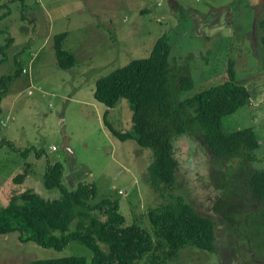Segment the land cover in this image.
Here are the masks:
<instances>
[{
	"label": "rangeland",
	"instance_id": "1",
	"mask_svg": "<svg viewBox=\"0 0 264 264\" xmlns=\"http://www.w3.org/2000/svg\"><path fill=\"white\" fill-rule=\"evenodd\" d=\"M236 1L0 0V17L9 12L0 18V79L15 72L16 59L25 70L0 102V207L13 193L27 190L58 199L60 192L46 188L44 176L50 164L61 162L68 190L93 185L92 204L118 203L126 226L136 224L154 240L148 211L160 207L169 193L185 197L216 222L214 251L188 246L170 264H264V219L248 218L240 225L234 221L239 208L249 203L246 173L251 165L255 171L264 169V48L257 42L264 34V5L256 18L248 0L235 7ZM62 33L68 34L64 49L76 58L68 71L59 67L55 54L54 39ZM164 35L178 67L188 68L196 83V91L182 97L211 87L209 78L223 73L230 59L239 62V79L252 98L224 125L231 131L252 128L261 144L255 162L244 164L238 157L220 163L198 138L175 140L177 181L166 198L147 181L152 151L136 140L120 141L105 124L109 111L108 121L117 131H132L130 103L121 100L108 110L94 96L100 78L148 58ZM10 37L13 43L4 48ZM24 173L23 184L15 183ZM19 237L18 232L0 235V264L67 257L92 261L93 252L77 241L58 251ZM139 263L150 264L148 257Z\"/></svg>",
	"mask_w": 264,
	"mask_h": 264
},
{
	"label": "trees",
	"instance_id": "2",
	"mask_svg": "<svg viewBox=\"0 0 264 264\" xmlns=\"http://www.w3.org/2000/svg\"><path fill=\"white\" fill-rule=\"evenodd\" d=\"M240 1L237 0L234 6ZM260 26L264 31V20ZM2 34L4 32L0 31ZM67 36V33L57 35L54 45L59 67L68 71L75 67L76 58L64 49ZM249 39L252 41L251 36ZM260 40H257L259 47L264 48V34ZM12 43L10 37L4 48ZM172 51L169 37L162 36L148 58L133 60L100 78L94 92L96 100L108 110H113L121 100L130 103L132 131H117L108 121L109 111L104 117L105 124L120 141L136 140L141 147L152 151L154 160L148 169L147 181L152 188L160 190L163 197L177 181L179 163L175 158V140L198 138V143L220 163L238 157L244 164L255 162V153L261 147L260 138L252 128L231 131L224 125L226 117L248 106L252 98L250 89L239 79V62L230 59L223 73L209 78V82L214 83L211 87L202 86L192 96L182 97V94L196 91V83L188 68L178 67V59L173 57ZM15 63V72L0 79V102L9 91L10 83L25 71L17 59ZM41 156L38 153V157ZM64 173V165L57 162L48 166L44 176L45 187L60 192L58 199L46 200L30 190L18 195L13 193L8 203L0 207V235L18 232L23 242L32 241L58 251L77 241L93 252L90 264H140L144 257H148L150 264H170L188 246L203 251H214L217 246L216 222L204 216L183 196L169 193L160 207L149 209L154 240L140 226H126L118 203L103 200L92 204L96 198L93 185L80 184L76 190H68L63 184ZM26 177V173L19 175L14 182L23 184ZM247 181L254 195L264 196V169L247 175ZM28 264L89 262L84 257H67L35 260Z\"/></svg>",
	"mask_w": 264,
	"mask_h": 264
},
{
	"label": "flooded vegetation",
	"instance_id": "3",
	"mask_svg": "<svg viewBox=\"0 0 264 264\" xmlns=\"http://www.w3.org/2000/svg\"><path fill=\"white\" fill-rule=\"evenodd\" d=\"M205 148V147H204ZM207 150V148H205ZM205 150V151H206ZM252 164V163H251ZM257 171H255L254 166L250 167L249 171L246 173V175L251 176L253 173H255ZM249 186V181L248 184ZM247 193L249 194V203L247 204V206L243 207V208H239L240 214L239 217L236 218L234 221L236 224L240 225V223L242 222H246L248 220V218H261L264 219V196L262 197H258L256 195H254L253 191L247 190ZM251 206V209H250ZM252 210V211H251ZM246 215L245 218H241L240 215Z\"/></svg>",
	"mask_w": 264,
	"mask_h": 264
},
{
	"label": "crops",
	"instance_id": "4",
	"mask_svg": "<svg viewBox=\"0 0 264 264\" xmlns=\"http://www.w3.org/2000/svg\"><path fill=\"white\" fill-rule=\"evenodd\" d=\"M250 6H251V9L254 11L255 13V17L257 18V13L259 8L262 7V5H264V0H248ZM258 24V23H255V25Z\"/></svg>",
	"mask_w": 264,
	"mask_h": 264
},
{
	"label": "clouds",
	"instance_id": "5",
	"mask_svg": "<svg viewBox=\"0 0 264 264\" xmlns=\"http://www.w3.org/2000/svg\"><path fill=\"white\" fill-rule=\"evenodd\" d=\"M54 148H55V147H52V150H55Z\"/></svg>",
	"mask_w": 264,
	"mask_h": 264
},
{
	"label": "built area",
	"instance_id": "6",
	"mask_svg": "<svg viewBox=\"0 0 264 264\" xmlns=\"http://www.w3.org/2000/svg\"><path fill=\"white\" fill-rule=\"evenodd\" d=\"M55 149V148H54Z\"/></svg>",
	"mask_w": 264,
	"mask_h": 264
}]
</instances>
